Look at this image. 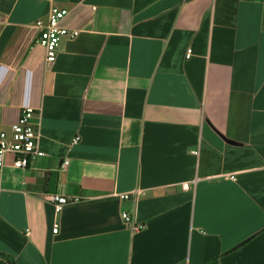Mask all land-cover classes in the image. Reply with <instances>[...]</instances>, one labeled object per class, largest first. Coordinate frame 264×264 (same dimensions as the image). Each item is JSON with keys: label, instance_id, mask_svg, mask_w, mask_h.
I'll list each match as a JSON object with an SVG mask.
<instances>
[{"label": "crops", "instance_id": "obj_1", "mask_svg": "<svg viewBox=\"0 0 264 264\" xmlns=\"http://www.w3.org/2000/svg\"><path fill=\"white\" fill-rule=\"evenodd\" d=\"M52 5L79 34L48 62ZM0 11V131L32 105L46 152L0 176V264H264V0Z\"/></svg>", "mask_w": 264, "mask_h": 264}, {"label": "built area", "instance_id": "obj_2", "mask_svg": "<svg viewBox=\"0 0 264 264\" xmlns=\"http://www.w3.org/2000/svg\"><path fill=\"white\" fill-rule=\"evenodd\" d=\"M69 10L66 7L52 5L46 18H39L36 26L39 34L35 42L45 48V57L48 62H54L58 55V48L64 38H73L79 34V29L69 28L62 24L64 17ZM5 20L4 14L0 11V23ZM192 48L187 50L186 56L191 57ZM40 114L39 109L26 105L22 108L18 120L13 123L10 130L0 131V176L8 167L24 169L39 157L45 156L46 152L41 147V123L36 117ZM80 136L73 138L72 144L78 143ZM197 153V151H195ZM68 165V160L62 164L63 168ZM234 177V176H232ZM192 181L182 183L183 188H189ZM122 199L130 197V193H120ZM78 196H70L61 193H50L47 200L50 201L55 214L60 213L67 203L78 200ZM122 218L131 225L133 229L140 230L145 224H135L130 212L123 210ZM53 231L58 232L59 222L55 219Z\"/></svg>", "mask_w": 264, "mask_h": 264}]
</instances>
